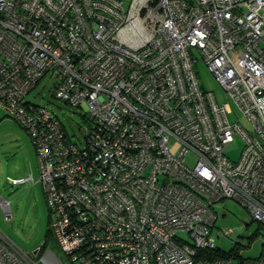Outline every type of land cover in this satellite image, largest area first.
<instances>
[{
	"label": "built area",
	"instance_id": "1",
	"mask_svg": "<svg viewBox=\"0 0 264 264\" xmlns=\"http://www.w3.org/2000/svg\"><path fill=\"white\" fill-rule=\"evenodd\" d=\"M198 58L248 124L202 88ZM47 73L91 121L81 146L24 99ZM0 108L33 141L71 264H264V244L257 258L221 257L212 237L225 198L264 228V0H0ZM40 252L0 230V264H63Z\"/></svg>",
	"mask_w": 264,
	"mask_h": 264
},
{
	"label": "rangeland",
	"instance_id": "2",
	"mask_svg": "<svg viewBox=\"0 0 264 264\" xmlns=\"http://www.w3.org/2000/svg\"><path fill=\"white\" fill-rule=\"evenodd\" d=\"M199 82L204 90L212 91L218 102L227 101L233 112L228 114L231 122L246 123L235 105L227 98L222 87L201 58L195 63ZM54 79L47 73L25 96L26 101L45 105L55 113L64 125L70 139L79 146L84 144V134L92 126L86 111L81 106H73L53 95ZM244 139L235 133L225 151L232 159L240 157ZM178 144L171 146L175 152ZM193 154L187 156L192 164ZM25 182L11 184L8 177L25 178ZM38 160L35 146L27 131L18 121L0 108V200L10 203V215L6 216L0 202V230L21 250L31 252L43 244L50 228V212L47 207L43 187L39 180ZM217 219L212 229L214 245L224 251L233 248L244 257H257L261 252L264 228L252 220L250 213L236 201L225 198L214 204ZM48 255L63 264H71L58 247L54 234L47 238L41 252L36 257ZM44 264V262H42Z\"/></svg>",
	"mask_w": 264,
	"mask_h": 264
},
{
	"label": "trees",
	"instance_id": "3",
	"mask_svg": "<svg viewBox=\"0 0 264 264\" xmlns=\"http://www.w3.org/2000/svg\"><path fill=\"white\" fill-rule=\"evenodd\" d=\"M19 123V122H18ZM20 124V123H19ZM21 125V124H20ZM23 127V126H22ZM24 128V127H23ZM25 129V128H24ZM253 220V219H252ZM259 224V223H258ZM259 226H261V224H259ZM262 227V226H261ZM51 235H52V231H51V229L49 228L48 230H47V234H46V239H45V241L43 242V244H41V246H40V250L42 249V247H43V245H45V243L47 242V238H49V237H51ZM264 236V235H263ZM263 244H264V238H262V247H261V250H262V248H263ZM216 247V246H215ZM214 253V255L215 256H221V257H230V256H235V257H238L239 259H245V258H257V257H244V256H241L240 254H239V252L237 251V250H235V248H233V249H231V250H229V251H224V250H221V249H219V248H217L216 247V250H215V252H213ZM261 253V252H260Z\"/></svg>",
	"mask_w": 264,
	"mask_h": 264
},
{
	"label": "water",
	"instance_id": "4",
	"mask_svg": "<svg viewBox=\"0 0 264 264\" xmlns=\"http://www.w3.org/2000/svg\"><path fill=\"white\" fill-rule=\"evenodd\" d=\"M38 249H39V247H38V248H35V249H33V250L31 251V254H36V253H37V251H38Z\"/></svg>",
	"mask_w": 264,
	"mask_h": 264
}]
</instances>
